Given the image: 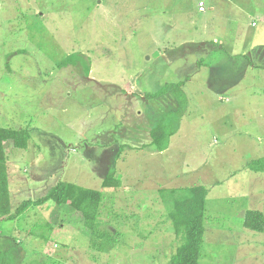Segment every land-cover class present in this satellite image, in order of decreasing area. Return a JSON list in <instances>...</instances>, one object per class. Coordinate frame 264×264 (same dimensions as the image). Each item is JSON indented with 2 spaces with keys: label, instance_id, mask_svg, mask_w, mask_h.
I'll list each match as a JSON object with an SVG mask.
<instances>
[{
  "label": "rangeland",
  "instance_id": "1",
  "mask_svg": "<svg viewBox=\"0 0 264 264\" xmlns=\"http://www.w3.org/2000/svg\"><path fill=\"white\" fill-rule=\"evenodd\" d=\"M198 1L0 0V126L30 134L26 149L5 145L11 209L72 182L101 192L97 223L114 236L97 251L81 214L49 200L1 219L5 256L168 264L184 238L170 216L176 190L202 185L203 255L264 264V230L237 217L242 206L264 214V171H242L254 146L241 143L247 132L264 137V55L250 47L264 41V0H204V12ZM71 54L83 63L65 65ZM186 77L184 102L149 97ZM166 104L180 123L159 154L144 129ZM246 186L253 199L236 198Z\"/></svg>",
  "mask_w": 264,
  "mask_h": 264
},
{
  "label": "trees",
  "instance_id": "2",
  "mask_svg": "<svg viewBox=\"0 0 264 264\" xmlns=\"http://www.w3.org/2000/svg\"><path fill=\"white\" fill-rule=\"evenodd\" d=\"M202 1L205 5V2ZM198 1V2H199ZM197 2V6H198ZM204 7V11H205ZM203 12V11H202ZM78 54H71L64 61V64H74L73 57ZM83 63V59L78 55V61ZM88 65V63H87ZM185 80L179 82H170L163 85L156 94L149 97H164L165 93L170 92L171 98L181 97L184 102L185 93L183 85ZM184 95V96H183ZM171 98L165 100L168 103ZM186 101V98H185ZM181 104V103H179ZM187 106V105H186ZM183 109L182 113L186 109ZM180 111V112H181ZM173 111L166 107H162L159 117L155 119L154 125L149 129V143L154 150L162 151L168 147L170 137L176 132L179 126V118L172 117ZM176 113H179L176 112ZM180 115V113H179ZM30 139V134L26 128H13L0 126V221L7 219H15L23 214L31 205H39L47 201H53L58 207L61 204H68L72 209L78 211L82 216V223L85 231L89 233L88 243L97 251H107L109 246L113 244L114 236L109 231H104L101 225L97 223L100 215V206L102 194L100 191L81 187L72 182L59 181L42 197L36 201L27 199L21 202L14 210L11 209L10 190L8 181L7 168V152L5 145L11 141L13 147L26 149ZM248 168V167H247ZM250 169L255 171H264V156L250 161ZM111 184V183H110ZM107 179L104 185L111 186ZM174 195L173 211L170 213L172 225L176 234L181 230L183 232V243L174 251L170 257L168 264H199V259L203 256V235L205 232L204 220L206 218V195L207 188L202 185L189 186L184 190L178 191ZM243 225L254 231L264 230V214L257 209H249L245 212ZM46 227L49 228V234L52 226L48 222ZM115 232V231H114ZM43 239L47 236L39 234ZM111 243V244H110ZM6 255H9L5 252ZM0 264H60L59 262L48 263L45 260L33 259L23 262L21 260H13L11 257L5 256L0 246Z\"/></svg>",
  "mask_w": 264,
  "mask_h": 264
},
{
  "label": "crops",
  "instance_id": "3",
  "mask_svg": "<svg viewBox=\"0 0 264 264\" xmlns=\"http://www.w3.org/2000/svg\"><path fill=\"white\" fill-rule=\"evenodd\" d=\"M204 1V0H203ZM205 2V1H204ZM205 6H206V3H205ZM206 8V7H205ZM197 9H198V6H197ZM198 11H199V9H198ZM199 12H202V11H199ZM204 12V11H203ZM256 39H254L253 41V43H252V45L250 46L252 49H255V47L257 48V49H259L258 50V52H260V53H262L263 55H264V41H262V44H261V42H256L255 41ZM197 47H201V45H197ZM213 48V47H212ZM198 64V63H197ZM200 64V63H199ZM200 65H204V64H200ZM201 67V66H200ZM235 67V66H234ZM194 69H196L195 68V66H194ZM189 80H191V78L190 77H186L185 78V81H189ZM226 86H229V85H226ZM183 87H184V85H183ZM183 89V91H184V88H182ZM185 93V92H184ZM163 101H165V100H163ZM162 108V107H161ZM160 112V110H158L157 111V113H159ZM155 120V119H154ZM153 120V121H154ZM180 123V122H179ZM227 123H226V121H223V125H222V128L224 127V125H226ZM222 128L220 129V131L222 132ZM149 132V129L146 127L145 129H144V132ZM249 131V130H248ZM224 132L225 131H223L221 134H218V136H214V141H218V139L219 138H222L224 141H226V139L225 138H223V134H224ZM145 135H147V133H145ZM172 137V136H171ZM244 137H245V140L244 139H241V143L242 142H249V144H251L252 143V145L254 146V149L252 150V151H254V152H251L252 153V156H250V158L249 159H256V158H259V157H262V156H264V137H262L260 140H258V142H255L256 141V138H254L253 136H251V134H250V132H247V133H244ZM171 139V138H170ZM251 140H252V142H251ZM171 141L169 140V144H168V147L166 148V149H164V150H162V151H157V150H154V151H156V152H158L159 154H164V153H166V152H168L170 149V145H171V143H170ZM217 151H218V154L220 155V154H223V152H224V150L220 147V149L218 150L217 149ZM258 151V152H257ZM256 153V154H255ZM244 169H247L249 172H251V169H249V168H243V170L242 171H244ZM244 172H247V171H244ZM246 174H248V173H243L242 174V176H241V180H244V179H247V175ZM227 175H231L232 177L234 176L233 174H227ZM204 177V176H203ZM237 192V194L235 195V197L236 198H242V199H249L250 200V198H252V195H251V188L249 187V186H246V187H244L242 190H238V191H236ZM253 199V198H252ZM249 209H254V208H246L245 206H242V207H239V209H238V213H237V217H241V218H244V215H245V212L247 211V210H249ZM49 221H47V223H48ZM54 229V227H52V230ZM212 236H215V237H219L220 238V232H218L217 230L216 231H213V233L211 234ZM225 238H228V239H231L232 238V236L231 235H228V233H225ZM210 239V238H209ZM205 255H203V257H202V264H217V259H213V258H211L210 257V255L209 256H207L206 255V253H204ZM207 254H209V253H207ZM222 263V260H220V259H218V264H221Z\"/></svg>",
  "mask_w": 264,
  "mask_h": 264
},
{
  "label": "built area",
  "instance_id": "4",
  "mask_svg": "<svg viewBox=\"0 0 264 264\" xmlns=\"http://www.w3.org/2000/svg\"><path fill=\"white\" fill-rule=\"evenodd\" d=\"M204 7H205L204 3L202 1H199L198 2V9H199V11H204Z\"/></svg>",
  "mask_w": 264,
  "mask_h": 264
}]
</instances>
